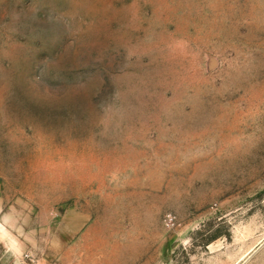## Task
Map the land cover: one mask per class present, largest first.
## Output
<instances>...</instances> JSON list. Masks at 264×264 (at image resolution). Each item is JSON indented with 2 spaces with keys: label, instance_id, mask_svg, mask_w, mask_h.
Wrapping results in <instances>:
<instances>
[{
  "label": "rangeland",
  "instance_id": "rangeland-1",
  "mask_svg": "<svg viewBox=\"0 0 264 264\" xmlns=\"http://www.w3.org/2000/svg\"><path fill=\"white\" fill-rule=\"evenodd\" d=\"M264 264V0H0V264Z\"/></svg>",
  "mask_w": 264,
  "mask_h": 264
},
{
  "label": "built area",
  "instance_id": "built-area-1",
  "mask_svg": "<svg viewBox=\"0 0 264 264\" xmlns=\"http://www.w3.org/2000/svg\"><path fill=\"white\" fill-rule=\"evenodd\" d=\"M59 264H61V263H59Z\"/></svg>",
  "mask_w": 264,
  "mask_h": 264
}]
</instances>
